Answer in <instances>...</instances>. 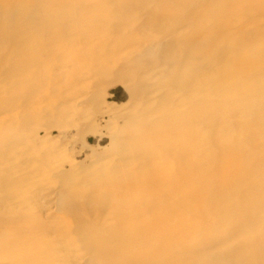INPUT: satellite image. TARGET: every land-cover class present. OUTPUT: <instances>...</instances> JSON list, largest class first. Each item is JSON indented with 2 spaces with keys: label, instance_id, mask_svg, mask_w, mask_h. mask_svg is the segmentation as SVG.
I'll list each match as a JSON object with an SVG mask.
<instances>
[{
  "label": "rangeland",
  "instance_id": "obj_1",
  "mask_svg": "<svg viewBox=\"0 0 264 264\" xmlns=\"http://www.w3.org/2000/svg\"><path fill=\"white\" fill-rule=\"evenodd\" d=\"M256 80L264 0H0V251L98 264L161 123Z\"/></svg>",
  "mask_w": 264,
  "mask_h": 264
},
{
  "label": "bare ground",
  "instance_id": "obj_2",
  "mask_svg": "<svg viewBox=\"0 0 264 264\" xmlns=\"http://www.w3.org/2000/svg\"><path fill=\"white\" fill-rule=\"evenodd\" d=\"M262 87L250 82L236 100L201 103L195 115L161 123L156 150L141 151L153 171L132 195L145 208L119 213L104 244L86 246L98 264H264ZM9 248L0 264H56L33 248Z\"/></svg>",
  "mask_w": 264,
  "mask_h": 264
}]
</instances>
